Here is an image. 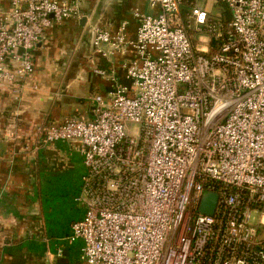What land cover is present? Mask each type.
Returning <instances> with one entry per match:
<instances>
[{"label": "built area", "instance_id": "obj_1", "mask_svg": "<svg viewBox=\"0 0 264 264\" xmlns=\"http://www.w3.org/2000/svg\"><path fill=\"white\" fill-rule=\"evenodd\" d=\"M5 1L0 87L19 96L45 30L81 14L78 0ZM183 1L146 0L156 13L133 11L132 38L128 21L90 26L98 58L133 55L127 83L96 66L113 86L92 118L44 129V143L74 142L82 159L84 214L66 237L82 264H264V0H214L226 25L195 2L182 18ZM207 194L211 215L198 212Z\"/></svg>", "mask_w": 264, "mask_h": 264}, {"label": "crops", "instance_id": "obj_2", "mask_svg": "<svg viewBox=\"0 0 264 264\" xmlns=\"http://www.w3.org/2000/svg\"><path fill=\"white\" fill-rule=\"evenodd\" d=\"M190 2L213 18L214 0H184V16ZM77 5L79 19H64L45 30L34 52V73L21 82L19 96L0 87V264H82L81 243L66 242L71 224L84 214L75 202L85 172L82 159L74 142L44 143V129L68 118H92L94 96H106L113 86L96 76V66L113 69L118 83H127L120 65L133 55L98 58L91 47L90 26L114 33L128 21L127 36L132 38L133 11L156 13L146 0H78ZM7 8L0 0V9ZM75 169L77 187L70 199L74 216L66 219L57 213L59 206L46 203L56 201L58 179ZM46 233L58 237L48 241Z\"/></svg>", "mask_w": 264, "mask_h": 264}, {"label": "rangeland", "instance_id": "obj_3", "mask_svg": "<svg viewBox=\"0 0 264 264\" xmlns=\"http://www.w3.org/2000/svg\"><path fill=\"white\" fill-rule=\"evenodd\" d=\"M222 9H223V6L215 2V5H213V7H211L210 9L211 16L215 19H220L221 14H222ZM138 129H139L138 125H135V124L128 125V130L133 135L138 134ZM75 174H77L76 169H75V172H72L71 175L64 176L58 179L59 181L55 187L56 190L54 192L55 193L54 196L56 198L55 199L56 201L54 202V205H57L60 207L57 213L62 212V214L64 215L63 217H65L66 219L68 218L71 219L74 216V214L70 210V205H71L70 199L73 195L75 187H77ZM252 216H253V222H256V219L258 216L255 214H253Z\"/></svg>", "mask_w": 264, "mask_h": 264}, {"label": "trees", "instance_id": "obj_4", "mask_svg": "<svg viewBox=\"0 0 264 264\" xmlns=\"http://www.w3.org/2000/svg\"><path fill=\"white\" fill-rule=\"evenodd\" d=\"M220 5H222V4H220ZM223 6V5H222ZM184 14H185V12L182 10V13H181V17L182 18H184L185 16H184ZM221 21H222V23L224 24V25H226L227 24V22L229 21V13L227 12V10H226V8L223 6V9H222V14H221ZM190 33V32H189ZM189 36L191 37V34H189ZM220 41H221V38L219 39V40H217V41H212L211 42V47H210V51H212L213 49H214V47H215V45L216 44H219L220 43ZM51 201V200H50ZM47 202L46 204H47V206L49 205V206H54V203L53 202ZM43 206H44V203H43ZM48 208V207H47ZM74 223V222H73ZM72 223V224H73ZM71 224V225H72ZM66 235V234H65ZM68 236V235H67ZM58 236L57 235H55V234H45V239L46 240H53V239H55V238H57ZM28 245H33V244H31L30 242H28ZM28 249H32V248H28ZM38 250H42L41 249V246H39V248H38ZM30 251H32V250H30Z\"/></svg>", "mask_w": 264, "mask_h": 264}, {"label": "water", "instance_id": "obj_5", "mask_svg": "<svg viewBox=\"0 0 264 264\" xmlns=\"http://www.w3.org/2000/svg\"><path fill=\"white\" fill-rule=\"evenodd\" d=\"M215 202L216 196L214 194L205 195L200 201L198 212L203 215H211L215 207Z\"/></svg>", "mask_w": 264, "mask_h": 264}]
</instances>
